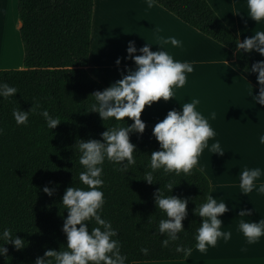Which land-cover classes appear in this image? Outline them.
Listing matches in <instances>:
<instances>
[{
    "label": "trees",
    "instance_id": "obj_1",
    "mask_svg": "<svg viewBox=\"0 0 264 264\" xmlns=\"http://www.w3.org/2000/svg\"><path fill=\"white\" fill-rule=\"evenodd\" d=\"M155 2L232 52L235 49L237 34L208 0ZM93 9L94 0H18L23 67L0 69V81L18 90L8 99L0 97V127L5 129L0 135V230L9 227L29 243L22 250L6 244L8 254L0 255V264H34L47 248L60 250L62 245L66 246L62 225L67 210L61 204L62 196L72 184L84 187L79 181V172L83 170L79 152H75L73 145L77 138L101 139L106 125L111 127L115 123H104L98 113L86 111L91 103L90 94L107 87L87 69ZM241 53L235 58L243 71L264 59L256 51ZM245 73L259 87L257 74ZM33 104L47 108L62 122L55 129H48L37 109L30 114L27 126L18 125L13 108L27 111ZM124 119L133 122L128 117ZM152 129L146 123L142 135L130 134L137 152L136 164L129 166L128 171H121L119 165L107 160L103 165L105 204L101 214L117 230L116 238L121 243V253L127 256V264L184 260L175 246L179 243L195 248V232L203 218L192 209L211 191L209 177L197 165L187 176L158 171L157 183L149 185L142 180L150 154L160 147ZM168 182L177 184L172 195L190 199L180 240L163 247L161 241L165 237L158 231V222L164 214L157 209L153 193ZM45 185L56 188L53 196L43 192ZM165 194L170 193L165 189ZM94 226L89 224L90 229ZM142 247L149 249L148 254L140 251Z\"/></svg>",
    "mask_w": 264,
    "mask_h": 264
},
{
    "label": "clouds",
    "instance_id": "obj_2",
    "mask_svg": "<svg viewBox=\"0 0 264 264\" xmlns=\"http://www.w3.org/2000/svg\"><path fill=\"white\" fill-rule=\"evenodd\" d=\"M147 7L151 8L155 0H146ZM239 14V11L234 12ZM247 15L258 24L264 23V0H247ZM158 31V29H157ZM160 47L153 51V43H145L139 49L135 41H129L126 49V59L134 61L135 67L128 68L127 73H122V78L115 80L108 87L91 93V103L86 111L98 113L102 121L114 120L111 127L100 133L101 139L91 138L84 140L77 138L73 145L75 152H79V164L83 170L79 172V181L84 187L73 184L65 189L62 196L63 209L67 215L63 217L62 231L67 238V244L60 250L47 248L43 256H38L34 264H127V256L121 253V243L117 230L112 222L102 217L105 204L103 165L105 161L113 162L120 166L121 171H128L129 166L136 164L134 153L137 146L131 142L130 134H143L146 122L141 114L145 106L153 102L169 101L175 97L174 88H182L187 81V73L194 71V62L180 61L173 58L167 51V45L180 46L181 41L176 37H157ZM226 46V45H225ZM256 51L264 56V30L254 31V35L240 39L235 37V49L232 55H240ZM139 53V54H137ZM121 63L117 58L116 64ZM245 72L257 74L259 85L258 95H249L252 100L264 105V59L245 67ZM252 85V84H251ZM253 86V85H252ZM17 88L7 82L0 81V97L8 99L15 96ZM88 98V99H89ZM176 98V97H175ZM199 99L192 98L190 102L181 104V109H170L167 115L158 121L152 129V134L159 142V150L150 154V161L145 166L142 180L149 185L157 183V172L187 176L194 166L198 164L200 155L207 148L211 153L223 155L225 150L219 140L210 139L216 136L215 130L200 111L197 110ZM46 121V127L55 129L62 121L59 116L50 114L47 108L33 104L30 110L13 108L12 115L18 125L27 126L30 114L37 112ZM128 117L133 122L129 123L124 118ZM216 113H211L215 119ZM123 122V124H121ZM0 127V135L4 133ZM259 143L264 145V132L259 135ZM240 194L256 193L264 195V182L257 181L264 175L260 167H243L239 172ZM52 183V182H50ZM177 184L168 182L153 193L154 203L164 216L158 222V231L165 238L161 241L163 247L180 240V233L184 232V221L188 216V197L172 195V190ZM165 189L170 194H165ZM55 187L43 186V192L53 196ZM196 203V202H195ZM234 207V206H233ZM193 213L202 217V222L195 232V249L200 253H207L209 247H216L219 240L227 242L232 238L231 231L222 228L224 222L222 215L229 211L228 203L213 195L212 191L205 194L202 203L192 209ZM251 210L241 209L238 216V231L243 234L246 244L251 245L260 241L264 236V218L259 221L247 220ZM94 227L89 228V224ZM0 255L7 256L6 244H12L17 250L28 246V241L13 234L12 229L4 227L0 230ZM176 251L185 258L192 256L193 249L182 244H176ZM246 247L242 251H246ZM145 255L149 249H140Z\"/></svg>",
    "mask_w": 264,
    "mask_h": 264
},
{
    "label": "crops",
    "instance_id": "obj_3",
    "mask_svg": "<svg viewBox=\"0 0 264 264\" xmlns=\"http://www.w3.org/2000/svg\"><path fill=\"white\" fill-rule=\"evenodd\" d=\"M208 1L240 39L254 35L256 30H264V23L257 25L247 15V0ZM9 3L16 20L14 30L19 32L22 22L18 17V0H9ZM236 11L240 13H234ZM15 31L9 37L0 30V61H7L0 64V69L23 67L24 49L15 44ZM171 36L180 40L181 45L169 43L167 51L176 60L194 62V71L186 74L187 81L182 88H174L176 98L169 101L161 98L151 106L146 105L141 118L153 128L170 109L180 110L181 104L192 98L199 99L197 110L208 118L216 132L209 143L219 140L225 152L220 155L206 148L197 166L209 177L213 195L228 203L229 211L221 217L222 228L231 231L232 238L227 242L219 240L207 253L194 248L192 256L184 260L150 264H264V236L259 242L248 245L238 231L241 209L252 213L244 219L259 221L264 218V195L255 190L248 195L240 194L238 187V174L243 167L264 170V145L259 143V135L264 132V105L256 103L249 95L250 91L258 95L259 87L237 66L233 52L156 2L149 8L146 0H94L87 69L108 87L122 78L128 68L135 67L134 61L126 59L129 41H135L138 49L148 41L156 51L160 47L156 44L157 37ZM118 57L121 58L119 65L116 64ZM213 112L215 119L211 118ZM261 182H264V175L257 184ZM245 247L247 250L242 251Z\"/></svg>",
    "mask_w": 264,
    "mask_h": 264
},
{
    "label": "bare ground",
    "instance_id": "obj_4",
    "mask_svg": "<svg viewBox=\"0 0 264 264\" xmlns=\"http://www.w3.org/2000/svg\"><path fill=\"white\" fill-rule=\"evenodd\" d=\"M9 6H10L9 0H0V28L3 26L0 30L4 31L5 29L7 32L4 33L8 34V36L10 37L11 35L12 36L14 35L16 20L12 12V6H10L9 8L10 11H8ZM8 47H11V45ZM7 60L9 59L7 58ZM5 63H7V61Z\"/></svg>",
    "mask_w": 264,
    "mask_h": 264
},
{
    "label": "rangeland",
    "instance_id": "obj_5",
    "mask_svg": "<svg viewBox=\"0 0 264 264\" xmlns=\"http://www.w3.org/2000/svg\"><path fill=\"white\" fill-rule=\"evenodd\" d=\"M8 11H10V10H9V7H8ZM12 12H13V10H12ZM15 24H16V23H15ZM2 27H3V26H2ZM2 27H1V28H2ZM1 28H0V29H1ZM3 29H4V28H3ZM4 32H7V31H6L5 29H4V31L1 30V33H4ZM15 32H16V31H15ZM5 34H6V33H5ZM6 35H8V34H6ZM15 35H16V37H15V44L18 45V46H20L21 48H23L22 43H21V39H20L19 32L17 31ZM8 46H9V45H8ZM9 48L11 49V47H9ZM14 51H15V50H14ZM2 62L5 63V61H0V64H2ZM133 264H142V263H140V262H134Z\"/></svg>",
    "mask_w": 264,
    "mask_h": 264
}]
</instances>
